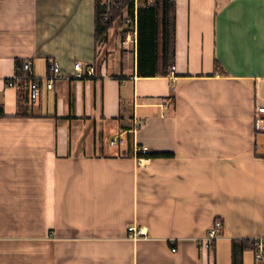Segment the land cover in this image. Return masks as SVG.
Segmentation results:
<instances>
[{"label": "crops", "instance_id": "crops-1", "mask_svg": "<svg viewBox=\"0 0 264 264\" xmlns=\"http://www.w3.org/2000/svg\"><path fill=\"white\" fill-rule=\"evenodd\" d=\"M96 21L97 0H0V264H257L264 0H176L167 76H140L137 33L98 43ZM27 59L63 71L35 104L7 86ZM142 146L166 155L140 165Z\"/></svg>", "mask_w": 264, "mask_h": 264}, {"label": "built area", "instance_id": "built-area-1", "mask_svg": "<svg viewBox=\"0 0 264 264\" xmlns=\"http://www.w3.org/2000/svg\"><path fill=\"white\" fill-rule=\"evenodd\" d=\"M135 10L134 13L130 12L129 7H126L123 15L117 19L113 28H122L127 35L124 39V43L128 45L132 41V35L137 33V17L138 8L142 4L153 5L155 0H134ZM120 2V0H101L102 7L106 10L105 19H108L112 13L113 8ZM175 66L172 67L174 71ZM75 77L84 78L87 76H93L96 73V67L91 65L84 67L81 62H76L74 65ZM1 71V70H0ZM63 71L58 62L54 61L50 63L49 73L45 77H38L35 73V62L32 59L19 61L17 64V73L7 81V86L16 89L19 92L25 93L31 104H35L40 100V97L45 89L53 90L56 86V82L61 78ZM262 102H258L255 107L256 117V133L258 135L264 134V96ZM167 102V101H165ZM118 139H113L111 144L115 145ZM139 164L142 165L145 155L149 153L147 146L138 147ZM223 221L218 218L214 221L210 227L208 234L205 238L201 239V246L205 248H212L214 243L219 238L220 233L223 230ZM129 237L133 240H139L146 238L147 231L144 227L130 226L128 228ZM250 247H252L255 260L257 264H264V237H256L248 241ZM175 251L176 249L173 248Z\"/></svg>", "mask_w": 264, "mask_h": 264}, {"label": "trees", "instance_id": "trees-1", "mask_svg": "<svg viewBox=\"0 0 264 264\" xmlns=\"http://www.w3.org/2000/svg\"><path fill=\"white\" fill-rule=\"evenodd\" d=\"M126 7L134 13L135 1L120 0L108 19H105L106 10L102 7L101 0H97L96 38L98 43L107 39L114 22L123 15ZM175 10L176 0H155L153 5L144 3L138 8L137 42L140 76L154 77L170 74L175 58ZM162 155L166 153L145 156ZM237 245L235 243V246ZM247 246H249L248 242Z\"/></svg>", "mask_w": 264, "mask_h": 264}, {"label": "rangeland", "instance_id": "rangeland-1", "mask_svg": "<svg viewBox=\"0 0 264 264\" xmlns=\"http://www.w3.org/2000/svg\"><path fill=\"white\" fill-rule=\"evenodd\" d=\"M112 30V29H111Z\"/></svg>", "mask_w": 264, "mask_h": 264}]
</instances>
